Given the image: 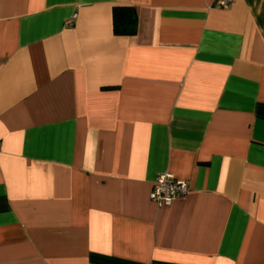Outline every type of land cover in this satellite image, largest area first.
<instances>
[{"label":"crops","instance_id":"0c3cea01","mask_svg":"<svg viewBox=\"0 0 264 264\" xmlns=\"http://www.w3.org/2000/svg\"><path fill=\"white\" fill-rule=\"evenodd\" d=\"M0 264H264V0H0Z\"/></svg>","mask_w":264,"mask_h":264},{"label":"built area","instance_id":"2783aa9c","mask_svg":"<svg viewBox=\"0 0 264 264\" xmlns=\"http://www.w3.org/2000/svg\"><path fill=\"white\" fill-rule=\"evenodd\" d=\"M234 0H213V6L219 9H226ZM76 15H72L65 22L70 27L73 25ZM189 191L188 183L184 180L175 178L171 174L158 175L149 193V199L158 206H169L176 199L185 195Z\"/></svg>","mask_w":264,"mask_h":264},{"label":"trees","instance_id":"16d2710c","mask_svg":"<svg viewBox=\"0 0 264 264\" xmlns=\"http://www.w3.org/2000/svg\"><path fill=\"white\" fill-rule=\"evenodd\" d=\"M113 31L116 35L130 36L137 29L136 14L132 7L117 6L113 9Z\"/></svg>","mask_w":264,"mask_h":264}]
</instances>
